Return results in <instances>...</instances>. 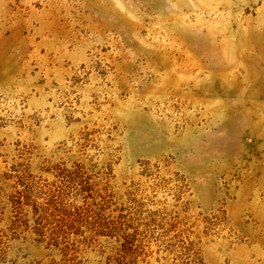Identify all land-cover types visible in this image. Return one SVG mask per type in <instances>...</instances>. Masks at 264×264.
<instances>
[{"label": "rangeland", "instance_id": "1", "mask_svg": "<svg viewBox=\"0 0 264 264\" xmlns=\"http://www.w3.org/2000/svg\"><path fill=\"white\" fill-rule=\"evenodd\" d=\"M0 264H264V0H0Z\"/></svg>", "mask_w": 264, "mask_h": 264}]
</instances>
